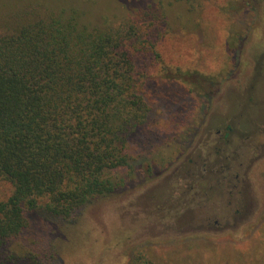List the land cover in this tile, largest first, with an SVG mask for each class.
Masks as SVG:
<instances>
[{
  "label": "rangeland",
  "instance_id": "rangeland-1",
  "mask_svg": "<svg viewBox=\"0 0 264 264\" xmlns=\"http://www.w3.org/2000/svg\"><path fill=\"white\" fill-rule=\"evenodd\" d=\"M30 1L82 2L98 20L128 15L123 5L135 18L156 10L167 66L212 82L202 89L151 76L147 126L130 139L134 173L68 219L43 207L29 212L28 229L9 248L34 264H214L234 256L228 245L253 256L246 240L264 238V0L0 4ZM11 189L0 180V196Z\"/></svg>",
  "mask_w": 264,
  "mask_h": 264
},
{
  "label": "trees",
  "instance_id": "trees-1",
  "mask_svg": "<svg viewBox=\"0 0 264 264\" xmlns=\"http://www.w3.org/2000/svg\"><path fill=\"white\" fill-rule=\"evenodd\" d=\"M17 3L0 4V180L12 187L0 196V264L35 263L9 248L28 229L29 212L43 207L68 219L134 173L130 139L147 126L151 76L202 89L209 80L167 66L156 10L135 18L123 5L128 15L98 20L82 2ZM245 245L253 256L228 245L234 256L213 263L264 264V238Z\"/></svg>",
  "mask_w": 264,
  "mask_h": 264
}]
</instances>
